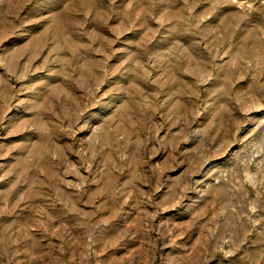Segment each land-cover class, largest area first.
Listing matches in <instances>:
<instances>
[{"label":"rangeland","instance_id":"374dc122","mask_svg":"<svg viewBox=\"0 0 264 264\" xmlns=\"http://www.w3.org/2000/svg\"><path fill=\"white\" fill-rule=\"evenodd\" d=\"M0 264H264V0H0Z\"/></svg>","mask_w":264,"mask_h":264}]
</instances>
